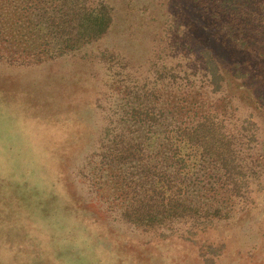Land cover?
<instances>
[{
    "label": "rangeland",
    "instance_id": "1",
    "mask_svg": "<svg viewBox=\"0 0 264 264\" xmlns=\"http://www.w3.org/2000/svg\"><path fill=\"white\" fill-rule=\"evenodd\" d=\"M104 1L113 20L88 45L49 56L44 44L36 61L0 47V264H264V155L250 158L263 150L264 35L226 41L262 111L236 96L217 107L213 98L230 85L220 92L205 85L202 94L211 103L204 109L223 121L243 162L258 171L248 206L203 227L143 230L111 203L118 193L107 197L108 188L95 183L99 136L122 116L126 87L143 85L158 97L164 65L200 81L203 64L191 46L213 42L212 21H201L186 0Z\"/></svg>",
    "mask_w": 264,
    "mask_h": 264
},
{
    "label": "trees",
    "instance_id": "2",
    "mask_svg": "<svg viewBox=\"0 0 264 264\" xmlns=\"http://www.w3.org/2000/svg\"><path fill=\"white\" fill-rule=\"evenodd\" d=\"M28 1L33 3L1 0L0 35L6 42L0 47L24 51L27 57L35 55L30 61L42 59L40 47L44 44L51 47L49 56L88 45L113 20L104 0ZM186 1L193 3L201 21H212L208 33L213 42L207 40L197 51L191 46L203 64L200 81H192L188 69L164 65L157 75L167 83L161 80L158 97L143 85L126 87L129 95L123 104L120 101L122 116L111 119L99 136L101 165L91 169L95 183L108 188L107 197L118 193V198L110 200L118 204L122 218L143 230L171 229L175 223L203 227L227 218L235 207L248 206L251 178L258 175L243 162L223 121L204 109L211 103L202 94L207 91L205 85L214 92H220L222 84L224 88L230 85L228 94L222 90V96L213 98L217 107L236 96L262 111L252 86L239 79L226 41L242 42L246 34L254 39L264 35V0ZM231 13L239 23L230 20ZM263 155L264 141L263 150L250 158L258 160ZM98 171L101 175L97 176Z\"/></svg>",
    "mask_w": 264,
    "mask_h": 264
}]
</instances>
